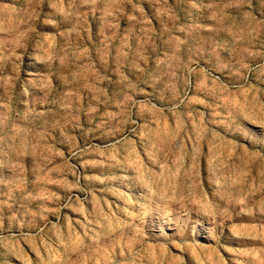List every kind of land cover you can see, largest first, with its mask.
I'll list each match as a JSON object with an SVG mask.
<instances>
[{
    "label": "rangeland",
    "instance_id": "rangeland-1",
    "mask_svg": "<svg viewBox=\"0 0 264 264\" xmlns=\"http://www.w3.org/2000/svg\"><path fill=\"white\" fill-rule=\"evenodd\" d=\"M0 264H264V0H0Z\"/></svg>",
    "mask_w": 264,
    "mask_h": 264
}]
</instances>
